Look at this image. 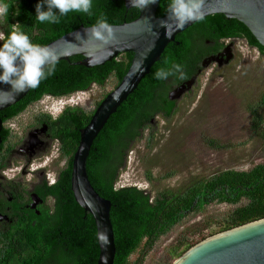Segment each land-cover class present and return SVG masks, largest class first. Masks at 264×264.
<instances>
[{
	"label": "trees",
	"instance_id": "16d2710c",
	"mask_svg": "<svg viewBox=\"0 0 264 264\" xmlns=\"http://www.w3.org/2000/svg\"><path fill=\"white\" fill-rule=\"evenodd\" d=\"M4 2L10 5V9L8 16L0 19L1 34L7 36L12 30L18 29L27 34L33 43L40 45L76 29L80 24L96 25L97 20L102 17L109 24H120L139 15V9L126 8L124 0H92L91 15L72 12L61 17L57 24H42L36 19L35 11L40 0ZM168 3L169 0L158 1L156 16L167 12ZM193 37L200 41L196 48L191 45ZM226 37L244 38L249 46L264 55V46L237 19H228L220 13L205 16L203 21L193 23L165 46L160 59L140 80L137 88L109 116L92 142L86 169L93 187L112 203L110 219L115 243L113 264H140V257L135 261H130L129 257L141 243L146 251L150 250L160 236L169 232L185 217L212 203L235 205L219 231L264 218V162L246 170L223 169L202 179L183 182L177 187L162 188L155 194L134 185L115 186L118 169L124 164L129 144L141 136L155 115L169 118L177 110L178 99L170 100L167 93L181 80L177 77L157 80L154 73L177 63L182 65L189 78L194 73L196 63L205 55L204 51L197 48L206 39L218 42ZM131 57L130 52L120 53L110 61L93 67L76 63L83 59L80 54L61 59L54 75L42 81L38 88L29 89L16 103L0 110V118L4 121L14 117L44 94L62 95L86 90L92 84L103 85L111 75L118 83L126 72ZM259 103L264 104V94ZM249 110L254 125L258 126L262 122V116L251 105ZM92 113L93 110L87 111L83 107H69L52 120L51 127L57 136L62 138L71 134L72 146L62 148L66 155L73 156L78 143V129L88 123ZM208 143L210 146H218L214 139H210ZM71 166L72 158L67 173L51 190L55 197L53 212L42 210L34 224L28 220L22 228L10 230L5 235L10 242L7 253L16 255L17 262H34V259H24L21 255L36 254L46 256L47 259L51 256V264H96L98 244L95 223L92 215L85 212L73 197L70 189ZM169 174L172 173L167 175ZM147 178H150L149 173ZM201 236L200 240L208 235ZM195 243L180 240L177 245L169 248L168 255L180 256ZM183 245L184 248L179 250ZM42 262L39 261L38 264Z\"/></svg>",
	"mask_w": 264,
	"mask_h": 264
},
{
	"label": "rangeland",
	"instance_id": "374dc122",
	"mask_svg": "<svg viewBox=\"0 0 264 264\" xmlns=\"http://www.w3.org/2000/svg\"><path fill=\"white\" fill-rule=\"evenodd\" d=\"M234 53L235 59L228 66L204 67L191 91L178 99L171 117L155 115L151 119L141 136L129 144L124 164L118 169L116 187L134 185L155 194L223 169L246 170L264 162V104L259 103L264 94V55L244 38L237 40ZM116 84L111 75L103 85L92 84L87 91L77 93L70 103L94 111ZM250 105L262 116L258 126L254 125ZM60 107L55 105L51 111L57 112ZM46 108L41 102L33 103L14 120L21 118L24 126L25 115ZM210 139L218 146H210ZM52 150L55 154L56 149ZM234 207L226 203L206 205L160 236L150 250L141 243L130 261L140 257V264H172L179 256L168 255L171 246L180 240L197 243L203 240L202 234L207 238L221 232Z\"/></svg>",
	"mask_w": 264,
	"mask_h": 264
},
{
	"label": "water",
	"instance_id": "95a60500",
	"mask_svg": "<svg viewBox=\"0 0 264 264\" xmlns=\"http://www.w3.org/2000/svg\"><path fill=\"white\" fill-rule=\"evenodd\" d=\"M124 4L126 8L131 7L130 0H124ZM157 4L158 2L139 10V15L131 21L110 24L114 36L108 44L91 36L90 30L95 25L80 24L76 29L42 45L52 47L59 60L80 54L83 59L76 63L86 67L104 64L120 53H132L124 75L101 99L88 123L79 128V140L72 156L70 189L76 203L85 212H89L94 220L98 244L96 264H113L115 243L110 219L112 203L98 193L87 174L86 160L92 142L109 116L137 88L140 80L160 59L165 46L174 41L178 33L193 24H186L179 30H171V34L166 36L160 21L166 18L167 12L156 16ZM203 12L204 16L220 13L228 19H237L249 29L258 43L264 46V0H204ZM215 58H204L199 68L207 67ZM140 61H143V72L137 71ZM197 74L169 89L168 98L177 100L188 92ZM28 91L29 89L17 93L11 91L10 85L0 83V110L19 101ZM1 129L0 118V131ZM172 264H264V218L209 236L188 248Z\"/></svg>",
	"mask_w": 264,
	"mask_h": 264
},
{
	"label": "flooded vegetation",
	"instance_id": "af4514ba",
	"mask_svg": "<svg viewBox=\"0 0 264 264\" xmlns=\"http://www.w3.org/2000/svg\"><path fill=\"white\" fill-rule=\"evenodd\" d=\"M239 38L241 37H226L218 42L206 39L205 43L197 48L204 51L205 55L196 63L192 75H200L204 69L199 68L200 63L209 56L216 57L210 63L214 64L216 69L232 64L235 59L234 46ZM199 42V38L191 39L193 48H196ZM196 81L197 78L191 89ZM19 114L2 121L3 130L1 129L0 135V264H38L39 261H43L41 264H51V256L47 259L46 256L36 254L21 255L24 259H34V262H17L16 255L7 253L10 242L5 235L10 230L22 228L28 220L34 224L42 210L53 212L55 197L51 190L67 173L72 158V155H66L62 148L71 147L73 140L70 138L71 134L62 138L56 135L51 127L54 117L45 111L38 110L25 115L27 122L24 126L21 118L14 120ZM12 122L14 124H11ZM52 148L56 149L55 154Z\"/></svg>",
	"mask_w": 264,
	"mask_h": 264
},
{
	"label": "clouds",
	"instance_id": "9594fccd",
	"mask_svg": "<svg viewBox=\"0 0 264 264\" xmlns=\"http://www.w3.org/2000/svg\"><path fill=\"white\" fill-rule=\"evenodd\" d=\"M157 2L158 0H130L131 7L139 10ZM203 5L204 0H169L166 18L160 21L165 35H170L171 30L182 29L186 24L203 21ZM92 6V0H40L35 6L36 19L42 24H57L61 17L72 12L91 15ZM9 9L10 5L0 0V19L8 16ZM90 33L104 44H108L114 36L113 27L103 17L97 20ZM0 42V83L10 85L11 91L19 93L36 89L42 81L54 75L59 57L52 47L33 43L27 34L18 29L12 30L7 36L0 34ZM144 70L143 61H140L137 71ZM154 77L157 80L169 77L180 80L187 78L182 65L177 63H173L170 68L157 70ZM85 91L87 89L62 95L44 94L36 102L45 105L47 108L44 111L56 118L69 107H81L78 103H70V100L77 93ZM55 105H61L57 112L51 111Z\"/></svg>",
	"mask_w": 264,
	"mask_h": 264
}]
</instances>
